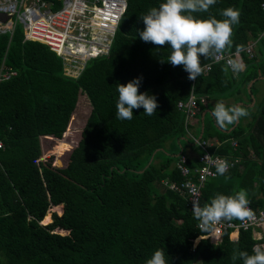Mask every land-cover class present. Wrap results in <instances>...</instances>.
Listing matches in <instances>:
<instances>
[{"label": "trees", "instance_id": "16d2710c", "mask_svg": "<svg viewBox=\"0 0 264 264\" xmlns=\"http://www.w3.org/2000/svg\"><path fill=\"white\" fill-rule=\"evenodd\" d=\"M160 2L127 0L109 53L88 60L77 75L67 74V61L48 45L26 39L22 27L12 38L0 33V70L17 72L0 81V264H145L160 248L170 264H243L241 251L264 246L252 228L241 229L237 239L228 230L217 243L202 237L195 244L212 226L201 229L189 195L168 185L185 179L177 167L183 156L193 169L208 150L241 161L205 182L201 206L217 194L246 189L250 205L264 207V99L258 104L257 83L249 87L264 75V0H217L195 14L223 19L224 9H239L232 45L224 52L242 47L246 65L233 74L225 60L203 58L195 81L183 66L164 60L171 52L167 45L138 36L144 27L139 18ZM252 44L253 56L246 51ZM134 77L142 78L140 91L156 95L158 108L151 116L134 109L131 120H120L117 86ZM192 95L196 116L209 111L211 100L241 102L247 115L220 126L212 108L194 134V117L188 121L178 105ZM81 97L90 113L68 164L37 163L43 139L63 137ZM199 136L210 145L197 143ZM215 139L221 142L212 144ZM57 142L56 149L69 147ZM189 145L197 147V161L186 152ZM54 205H62L63 213L52 218Z\"/></svg>", "mask_w": 264, "mask_h": 264}, {"label": "clouds", "instance_id": "9594fccd", "mask_svg": "<svg viewBox=\"0 0 264 264\" xmlns=\"http://www.w3.org/2000/svg\"><path fill=\"white\" fill-rule=\"evenodd\" d=\"M216 3L217 0H161L158 7L150 8L139 18L144 27L138 36L146 43L167 45L171 52L164 60L174 67L183 66L188 73V79L195 81L204 71L203 58H219L226 47L232 45L233 27L240 21V11L233 7L220 13L223 19H217L213 15L206 18L195 15L207 12ZM241 51L243 48L238 47L235 57L227 61L233 74H239L246 69L239 55ZM141 83V77H134L126 84H118V119L131 120L134 109L142 108L148 116L157 111L156 95L140 91ZM246 115L247 112L239 105L228 106L224 102L216 103L213 109V116L220 126L232 125ZM207 158L206 156L205 159ZM214 167L217 174L224 175L229 169V163L226 159H218L214 162ZM249 205L247 190L241 189L234 195L217 194L203 207L194 203L193 214L203 225L211 227L221 220L252 219L254 213ZM260 229H257L258 232H261ZM239 257L243 264H264V246H254L251 253L241 251ZM145 264H170V261L165 249L160 248L152 253Z\"/></svg>", "mask_w": 264, "mask_h": 264}, {"label": "built area", "instance_id": "2783aa9c", "mask_svg": "<svg viewBox=\"0 0 264 264\" xmlns=\"http://www.w3.org/2000/svg\"><path fill=\"white\" fill-rule=\"evenodd\" d=\"M127 0H0V33L9 32L12 38L19 24L24 26L25 36L28 40L42 42L67 61V74L77 75L86 66L88 60L102 53H109L114 35L125 11ZM264 6V4H263ZM253 44L246 51L253 56ZM234 53H221L219 58L214 57L213 62L235 57ZM241 57V54L239 52ZM212 65L208 67L211 68ZM16 71L0 70V81L16 75ZM205 102V100H204ZM185 112L187 120L195 117L199 112V104L194 95L188 101L178 103ZM196 142L207 147L209 141L196 138ZM2 146V142H0ZM208 157L205 159V157ZM201 164L193 169L187 164V157L183 156L177 167L185 177L182 183L168 182V185L182 194H188L194 203L201 206L202 189L205 182L217 177L214 162L226 159L230 170L241 160H229L222 155H216L208 150L199 157ZM203 207V206H201ZM252 219L243 221L235 219L221 220L212 226L211 231L201 237L222 240L224 233L231 230L230 236L241 229L252 228L256 237H263L264 233H257V229L264 228V207L253 208ZM201 229L206 226L199 223ZM233 239V238H232ZM214 242V241H213Z\"/></svg>", "mask_w": 264, "mask_h": 264}, {"label": "rangeland", "instance_id": "374dc122", "mask_svg": "<svg viewBox=\"0 0 264 264\" xmlns=\"http://www.w3.org/2000/svg\"><path fill=\"white\" fill-rule=\"evenodd\" d=\"M18 27L24 28L22 23H20ZM260 91L261 92L258 94V98H259L258 104L260 103V101H262L264 99V92H263L262 87H261ZM79 100L81 101L80 102L81 109L79 108L77 110V113L73 115V118L69 124V127H68L67 131L64 133L63 137L58 139V138L50 136L49 138L47 137V138L43 139L44 152H43L42 156H40L37 159V161H36L37 163H42L44 161H48V162H51L52 164L57 165V166H66L68 164L70 152L79 143V141L81 139V135H82V129L85 125V120H87V117L89 116V113H90L89 105H87V103L84 101L85 97H81ZM239 103L240 102H238L236 105H238ZM253 103L254 102L251 103V106H254ZM215 105H216V102L214 100H211L209 108L212 109L215 107ZM258 109H260L259 105H257V107H254L253 111L255 113H257ZM197 118H200V115L195 116L193 118V121H195ZM190 129L192 132H194V130L196 131V129H199V131H200L199 126L195 127V126L191 125ZM57 141H65L66 143H68L69 147L65 148L63 150H60L59 148L56 149L55 147L58 144ZM48 213L51 214L52 218H53L54 213H58L59 215H61L63 213V206L62 205H54L49 209ZM41 223L46 224L47 222L43 221ZM58 231L65 233L64 230H58ZM235 233H233L231 235V238H233V239L238 238V233L237 232H235ZM201 238L202 237H198L195 240V244H197ZM213 241L216 242L217 239H213Z\"/></svg>", "mask_w": 264, "mask_h": 264}, {"label": "crops", "instance_id": "0c3cea01", "mask_svg": "<svg viewBox=\"0 0 264 264\" xmlns=\"http://www.w3.org/2000/svg\"><path fill=\"white\" fill-rule=\"evenodd\" d=\"M257 83L256 84V86H257V93H256V100L258 99L259 100V98H258V94L261 92L260 91V89H261V87H262V89H263V92H264V79H261V78H259V79H256V80H253L252 81V83ZM253 83V84H254ZM239 106L241 105V102L238 104ZM207 109H209V111L211 110L210 108H209V106L206 108V110ZM209 111H204V112H202L201 114H200V118H197L195 121H194V123L196 124V126L195 127H197V125L200 127V124H201V122H202V124H203V121H204V117H205V112H209ZM250 121H252V118H245L244 119V122L246 123V122H250ZM226 128V127H225ZM198 132H199V129H196V131L194 130V134H198ZM202 134V133H201ZM198 138H201L200 136L198 137ZM209 140V139H208ZM211 142H212V144H215V143H220L221 141L220 140H218V139H215V140H210ZM186 152L189 154V156L191 157V159L193 160V161H197L198 159V155H199V151H198V149H197V147L195 146V145H189L188 147H186ZM259 231V230H258ZM257 231V232H258ZM260 231L261 232H263L264 233V228L263 229H260Z\"/></svg>", "mask_w": 264, "mask_h": 264}, {"label": "water", "instance_id": "95a60500", "mask_svg": "<svg viewBox=\"0 0 264 264\" xmlns=\"http://www.w3.org/2000/svg\"><path fill=\"white\" fill-rule=\"evenodd\" d=\"M260 74H261V71H260ZM260 78H261V79H264V75H261ZM253 83H254V82H253ZM253 83L251 82V84H250V86H249L250 88L252 87ZM205 113H206V112H205Z\"/></svg>", "mask_w": 264, "mask_h": 264}, {"label": "bare ground", "instance_id": "6f19581e", "mask_svg": "<svg viewBox=\"0 0 264 264\" xmlns=\"http://www.w3.org/2000/svg\"><path fill=\"white\" fill-rule=\"evenodd\" d=\"M236 234V233H235Z\"/></svg>", "mask_w": 264, "mask_h": 264}]
</instances>
